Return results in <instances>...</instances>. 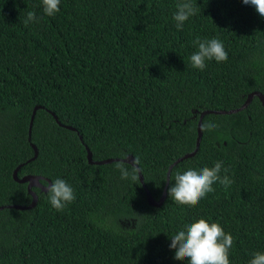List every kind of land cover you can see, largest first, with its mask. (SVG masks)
Masks as SVG:
<instances>
[{"label":"trees","instance_id":"obj_1","mask_svg":"<svg viewBox=\"0 0 264 264\" xmlns=\"http://www.w3.org/2000/svg\"><path fill=\"white\" fill-rule=\"evenodd\" d=\"M178 0H61L49 17L42 0H0V264H188L171 238L185 225L218 222L235 238L231 264L264 253V17L242 0H191L196 14L176 28ZM34 11L38 23L24 20ZM219 39L226 62L190 57ZM35 112L29 134L32 112ZM63 126H60L54 116ZM205 123L216 127L207 131ZM34 145L38 154L34 160ZM139 157V179L122 180L113 161ZM29 161V162H28ZM223 161L234 183L217 182L195 207L168 195L174 175ZM17 176L60 178L76 199L54 209L48 191ZM172 166L168 178V169ZM225 175L223 169L220 173ZM167 184V186H166Z\"/></svg>","mask_w":264,"mask_h":264},{"label":"clouds","instance_id":"obj_2","mask_svg":"<svg viewBox=\"0 0 264 264\" xmlns=\"http://www.w3.org/2000/svg\"><path fill=\"white\" fill-rule=\"evenodd\" d=\"M243 4L254 6L257 13L264 17V0H242ZM61 0H42L44 13L52 17L60 12ZM177 11L173 19L176 21L178 31L190 17L196 14V6L191 0H178ZM30 22L38 23L39 20L34 11L27 12L24 20L25 26ZM198 51L190 57L194 68L203 71L206 68V61L215 60L217 63L228 60V52L224 44L216 38L211 40H200L198 37L194 42ZM216 127L214 123H205L203 128L211 131ZM127 159L115 163V168L120 172L122 180H140V159L136 157L131 164L125 163ZM138 166V167H137ZM225 175L221 176V171ZM229 169L224 168L223 161H217L212 168L204 167L200 170L189 169L183 174L177 172L174 175L175 183L168 189V195L175 203L181 206L195 207L209 193L215 192L214 184L219 182L225 191L234 183L227 175ZM48 200L51 206L57 211H63L67 205L76 199L74 189L65 180L57 178L47 185ZM235 238L226 233L218 222H209L199 219L197 222L185 225L182 230L171 238V249L175 250V259L188 264H231L229 259L230 250L233 248ZM250 264H264V253L257 252L250 260Z\"/></svg>","mask_w":264,"mask_h":264},{"label":"water","instance_id":"obj_3","mask_svg":"<svg viewBox=\"0 0 264 264\" xmlns=\"http://www.w3.org/2000/svg\"><path fill=\"white\" fill-rule=\"evenodd\" d=\"M257 97L260 101H261V104L262 106L264 107V95H262L260 92H252L250 93L247 98H246V101L243 103V105L241 107H239L238 109H235V110H230V111H218V112H215V111H210V110H207V111H204L200 114V118H199V122H198V136H197V141H196V149L195 151H193L192 153H189V154H186L180 158H178L176 160L175 163H173L172 166H174L175 164H177L178 162L182 161L183 159H186L188 157H191L195 154L198 146H199V143H200V140H201V135H202V132H201V122H202V118L207 115V114H211V113H215V114H231V113H236V112H239L243 109H245L250 103L251 101L253 100V98ZM38 109V107H35V109L33 110L32 112V116H31V119H30V123H29V134H30V130H31V127H32V122H33V118H34V115H35V112L36 110ZM53 115V113H51ZM54 116V115H53ZM56 122L60 125V126H63L62 124H60V122L57 120V118L54 116ZM63 127H66L70 130H73L75 131L73 128L69 127V126H63ZM33 149H34V156L29 160H34L36 157H37V154H38V151H37V148L32 145ZM87 150V159H88V162L90 164H97V165H101V164H107V163H111L113 161H119L118 159H108V160H104V161H93L92 159V155H91V152L89 151L88 148H86ZM125 161V163H128V164H131L134 159L131 157V156H127L125 159H127ZM28 161V162H29ZM172 166L169 167L168 169V178H167V181L169 179V174H170V170L172 168ZM20 166H18L14 171H13V179L18 182V183H21V184H27V190L29 192V194L31 195L32 197V201L31 203L28 205V206H20V205H13V206H9L11 208H15V209H19V210H25V209H31L33 208L36 203H37V195L35 192L32 191V188H40L43 192H47V188L44 187L43 185H41L40 183V177H37V176H31V175H27V176H24L22 178H18L17 176V171L19 169ZM138 167V166H137ZM140 175V182L145 190V193H146V197H147V203L153 207H160L163 202H164V199H165V195H166V187L163 191V194L162 196L160 197L159 200H154V198L151 196L150 192L148 191V189L145 187V184H144V181H143V177L141 175V172L138 173V176ZM49 185H50V182H48ZM167 186V184H166ZM3 209V207H0V210Z\"/></svg>","mask_w":264,"mask_h":264}]
</instances>
